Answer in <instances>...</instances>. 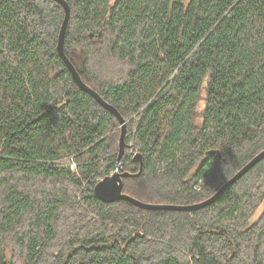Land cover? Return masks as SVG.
I'll return each mask as SVG.
<instances>
[{
    "label": "trees",
    "instance_id": "obj_1",
    "mask_svg": "<svg viewBox=\"0 0 264 264\" xmlns=\"http://www.w3.org/2000/svg\"><path fill=\"white\" fill-rule=\"evenodd\" d=\"M66 1V54L128 121L124 192L198 203L264 150V0ZM64 17L0 0V264H264V159L197 211L96 196L121 125L60 57Z\"/></svg>",
    "mask_w": 264,
    "mask_h": 264
},
{
    "label": "water",
    "instance_id": "obj_2",
    "mask_svg": "<svg viewBox=\"0 0 264 264\" xmlns=\"http://www.w3.org/2000/svg\"><path fill=\"white\" fill-rule=\"evenodd\" d=\"M62 5L65 10L64 21L60 30L59 42L57 46L58 53L67 68L71 72L72 78L77 83V85L86 93L90 94L94 97L98 103H100L105 109L111 112L113 115L117 117L121 125V134L119 141V155H118V165L117 169L110 175L101 179L95 186V194L96 196L105 203H115L118 201H127L134 206H137L141 209L145 210H153V211H197L207 206L215 203L217 199L234 183L238 182L243 176H245L254 166H256L259 162L264 159V150L259 152L255 157H253L245 166H243L237 173H235L232 178H230L215 194H213L208 199L194 203V204H165V203H149L145 201H141L126 192H124V179L134 176L129 171H120V168L123 165V157L126 154V150L129 147L126 136L128 132V124L127 120L122 116L119 110L109 102H107L96 90L91 88L85 81L82 79L77 67L73 63V61L69 58V56L65 52V38L66 32L68 28V24L71 17V8L69 3L66 0H54ZM215 153L216 151H211ZM220 155V152H218ZM134 159L140 161V171L137 175H140L143 170V155L138 152H134Z\"/></svg>",
    "mask_w": 264,
    "mask_h": 264
},
{
    "label": "rangeland",
    "instance_id": "obj_3",
    "mask_svg": "<svg viewBox=\"0 0 264 264\" xmlns=\"http://www.w3.org/2000/svg\"><path fill=\"white\" fill-rule=\"evenodd\" d=\"M191 0H187L186 2H187V4L190 2ZM264 209V203L262 204V206L257 210V212L255 213V215H254V218H253V220H257L258 219V217L260 216V213H261V211Z\"/></svg>",
    "mask_w": 264,
    "mask_h": 264
},
{
    "label": "built area",
    "instance_id": "obj_4",
    "mask_svg": "<svg viewBox=\"0 0 264 264\" xmlns=\"http://www.w3.org/2000/svg\"><path fill=\"white\" fill-rule=\"evenodd\" d=\"M71 167H72L73 170H76L77 169L76 163L72 161L71 162Z\"/></svg>",
    "mask_w": 264,
    "mask_h": 264
},
{
    "label": "bare ground",
    "instance_id": "obj_5",
    "mask_svg": "<svg viewBox=\"0 0 264 264\" xmlns=\"http://www.w3.org/2000/svg\"><path fill=\"white\" fill-rule=\"evenodd\" d=\"M69 161V160H68ZM70 161H71V159H70ZM70 165V164H69Z\"/></svg>",
    "mask_w": 264,
    "mask_h": 264
}]
</instances>
